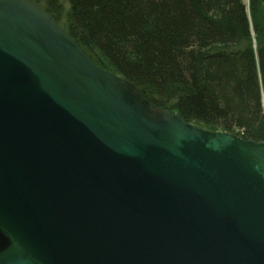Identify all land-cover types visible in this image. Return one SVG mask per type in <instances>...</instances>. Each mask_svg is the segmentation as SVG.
<instances>
[{
  "label": "water",
  "instance_id": "1",
  "mask_svg": "<svg viewBox=\"0 0 264 264\" xmlns=\"http://www.w3.org/2000/svg\"><path fill=\"white\" fill-rule=\"evenodd\" d=\"M0 264H264V142L153 106L0 0Z\"/></svg>",
  "mask_w": 264,
  "mask_h": 264
},
{
  "label": "trees",
  "instance_id": "2",
  "mask_svg": "<svg viewBox=\"0 0 264 264\" xmlns=\"http://www.w3.org/2000/svg\"><path fill=\"white\" fill-rule=\"evenodd\" d=\"M153 106L264 142V0H29Z\"/></svg>",
  "mask_w": 264,
  "mask_h": 264
}]
</instances>
